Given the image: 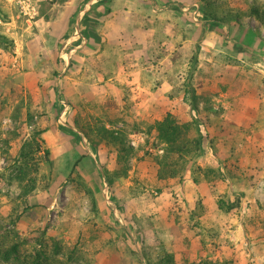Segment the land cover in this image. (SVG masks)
Listing matches in <instances>:
<instances>
[{
	"label": "rangeland",
	"instance_id": "rangeland-1",
	"mask_svg": "<svg viewBox=\"0 0 264 264\" xmlns=\"http://www.w3.org/2000/svg\"><path fill=\"white\" fill-rule=\"evenodd\" d=\"M37 1L25 12L0 0V210L20 214L19 234L54 236L64 264H146L143 251L163 246L179 263L264 264V22L245 14L252 0H208L220 16L242 14L226 23L207 22L204 0H129L130 22L145 20L140 38L100 41L82 22L92 0H75L82 16L58 26L61 37L37 35L52 0ZM136 79L164 87L138 103ZM168 112L195 113L202 138L184 176L159 178L155 122ZM101 125L128 134L125 176H114L116 152L84 133ZM198 165L224 178L204 179ZM219 199L232 209H214Z\"/></svg>",
	"mask_w": 264,
	"mask_h": 264
},
{
	"label": "trees",
	"instance_id": "trees-1",
	"mask_svg": "<svg viewBox=\"0 0 264 264\" xmlns=\"http://www.w3.org/2000/svg\"><path fill=\"white\" fill-rule=\"evenodd\" d=\"M109 1L111 0H98L96 5L105 4ZM204 1H206V7L203 17L207 22L213 20L218 23H226L227 20L236 22L241 20L242 14L240 12L231 10L224 16H220L219 13L212 9L213 7L208 0ZM244 12L258 21L264 22V3L262 1L252 0ZM87 20L88 14L84 21L82 18L84 25ZM1 37L4 38L6 36L0 33ZM193 59L194 62H197L196 55H194ZM191 70L187 75L189 82L186 84V94L191 97L190 104L192 105V109L197 110L196 91L190 82L194 68ZM156 86L157 84L150 88L155 89ZM200 123L201 118L199 119L193 112L190 114L168 112L163 119L155 122L156 137L165 147L164 154L157 158L159 163V178L184 176L186 171L191 169L186 157L187 155L193 156L196 154L198 147H200L202 134L199 129L195 128ZM83 129L94 148H97L101 142H104L105 145L110 146L116 152L117 168L114 176L122 177L127 175L134 152L133 146L129 143L128 134L120 128L110 129L105 125L97 126L96 130L85 127ZM192 131H196L197 135L191 136L190 132ZM91 133H94L95 136ZM41 148L42 146L39 144L37 149L40 150ZM44 151L45 153H49L48 148H45ZM196 169L201 172V177L207 180H220L224 178V171L221 168H213L210 165H198ZM196 177L192 179L194 183H198L200 180ZM107 180L109 186H112L113 179L109 174L107 175ZM217 203L218 208L222 211L228 212L232 209V206H228L225 200L219 199ZM197 205L200 207L201 212H203L205 209L203 202L198 200ZM19 215L14 211L4 214L0 210V264H64L60 258L62 245L54 236L42 232L32 242V238L23 237L19 234L15 229ZM142 258L145 259L146 264H194V262L188 260L182 263L177 262L174 253L167 250L164 246L159 253L143 251ZM213 264H232V262L227 258H223L222 260L214 261Z\"/></svg>",
	"mask_w": 264,
	"mask_h": 264
},
{
	"label": "crops",
	"instance_id": "crops-1",
	"mask_svg": "<svg viewBox=\"0 0 264 264\" xmlns=\"http://www.w3.org/2000/svg\"><path fill=\"white\" fill-rule=\"evenodd\" d=\"M11 0H8V2H5L4 5L8 6ZM44 1V0H42ZM98 0H92L91 3L89 4L88 8H84L85 12H88V20L85 23L86 28L89 29V31L94 29L96 32L97 36L92 35L97 41H100L107 37L109 40H114L115 38L123 39L125 37V40H131V37L136 36V39L140 38L137 36L138 34H135V27L137 28L139 24L144 25L145 20H143L140 23H137L135 26V22H130L128 18V12L131 9V6H129L128 3H130L129 0H126V4L124 3L122 6H117L116 3H111L109 4L108 2L105 4H97ZM143 1V0H140ZM41 0L37 1V4H39ZM132 2V1H131ZM137 4H139L137 2ZM3 5V6H4ZM96 5V6H95ZM140 8H142V4H140ZM40 6V5H39ZM79 4L75 3V0H52L49 3H47V9L45 13H42L38 17V19L35 21L36 25L39 26L38 33L37 35H40L42 37H47V36H62L64 35V30L60 31L58 26H70L73 23V16L77 11H80V8L78 9ZM95 6V7H94ZM40 9V8H39ZM42 12V11H41ZM82 10L79 12V16L81 15ZM83 13V14H84ZM78 16V18H79ZM82 16V15H81ZM32 18V17H31ZM1 20V19H0ZM5 23H10L9 21H6ZM131 26V27H130ZM8 29H11L8 27ZM139 30V29H138ZM148 32V31H146ZM149 35L151 34L152 36L154 33L148 32ZM70 36V39H76V34L75 31H73L72 36ZM128 36V37H127ZM69 38V37H68ZM106 39V38H105ZM75 50V49H74ZM82 60H84V57H82ZM82 68H78L76 71H80ZM120 69V66L118 67ZM121 70L123 68L121 67ZM121 70L119 71L118 76L121 77L122 73ZM135 71V69H132ZM140 72H144L143 68H140V70L137 71L141 75ZM143 77V75H142ZM112 79V78H111ZM137 83L136 87L140 89L138 91V103H149V99L144 98V93H148V95H151L150 97H156L157 94H159V90H161L163 84L161 86H157L156 89H151L149 85H145L143 82L146 81H141V79H136L135 81ZM231 119V118H227ZM232 120V119H231ZM238 121V119H236ZM234 120V121H236ZM210 200H207L209 202ZM214 209H218V205L214 206Z\"/></svg>",
	"mask_w": 264,
	"mask_h": 264
},
{
	"label": "built area",
	"instance_id": "built-area-1",
	"mask_svg": "<svg viewBox=\"0 0 264 264\" xmlns=\"http://www.w3.org/2000/svg\"><path fill=\"white\" fill-rule=\"evenodd\" d=\"M21 2H23V4H22V7H23V9H24V11L26 12L27 10H32L31 9V6H30V0H20ZM32 8H34L33 6H32ZM29 11V12H30ZM132 145H136V141L135 140H133L132 142Z\"/></svg>",
	"mask_w": 264,
	"mask_h": 264
}]
</instances>
